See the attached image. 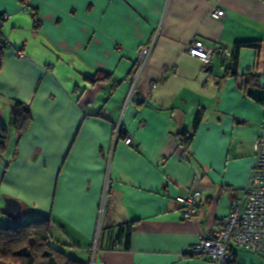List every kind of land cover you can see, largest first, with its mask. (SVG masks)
<instances>
[{
    "label": "crops",
    "instance_id": "0c3cea01",
    "mask_svg": "<svg viewBox=\"0 0 264 264\" xmlns=\"http://www.w3.org/2000/svg\"><path fill=\"white\" fill-rule=\"evenodd\" d=\"M0 15V123L14 137L11 151L8 138L0 150V227L47 218L61 250L89 264H213L190 249L242 195L253 143L264 136V103L241 87V75L253 73L264 89V0H30L27 12L21 0H0ZM154 37L123 108L137 51ZM196 40L206 63L188 50ZM242 41L260 47L242 49L238 78L221 79V51ZM14 101L31 111L22 133L10 125ZM197 112L186 158L178 134ZM109 164L102 249L92 261ZM187 189L201 198L183 220L175 198ZM7 205L15 219L3 214ZM129 221L130 250L107 249ZM231 255L227 264H264L250 251Z\"/></svg>",
    "mask_w": 264,
    "mask_h": 264
},
{
    "label": "built area",
    "instance_id": "2783aa9c",
    "mask_svg": "<svg viewBox=\"0 0 264 264\" xmlns=\"http://www.w3.org/2000/svg\"><path fill=\"white\" fill-rule=\"evenodd\" d=\"M22 1V11H29L30 0ZM211 16L220 19L223 16L218 7H213ZM7 16L3 15L2 19ZM155 37L150 43L140 47L137 51L135 67L131 78L124 106L126 108L132 101L137 90V85L147 67L153 51ZM189 52L203 62H208L210 53L205 49L203 42L193 41ZM224 56H229V50H224ZM120 131H117L119 135ZM132 139L127 134L124 142L129 145ZM255 162L251 170L248 185L243 189L242 195L231 202L230 210L214 224L207 233L199 236L197 243L190 249V253L197 258L207 259L213 264H227L231 258L233 248L253 252L264 257V136L253 143ZM165 159L159 162L164 163ZM110 164L106 170V178L100 204L98 208L97 227L94 242L90 247L91 260H95L98 241L103 221L106 216L109 199ZM201 193L197 190L187 189L176 196L175 201L179 205V214L183 220L192 218L200 204ZM115 250L118 246L115 245Z\"/></svg>",
    "mask_w": 264,
    "mask_h": 264
},
{
    "label": "trees",
    "instance_id": "16d2710c",
    "mask_svg": "<svg viewBox=\"0 0 264 264\" xmlns=\"http://www.w3.org/2000/svg\"><path fill=\"white\" fill-rule=\"evenodd\" d=\"M36 15L34 14V17ZM0 15V45L1 52L6 47V40L2 34V23L5 21ZM260 43L256 41H242L233 44L229 49V56L222 53V64L224 71L221 79L238 78V65L242 49H257ZM101 77L91 79L95 81ZM259 76L257 74L241 75V87L244 88L245 94L264 103V89L258 85ZM251 85L250 88L247 86ZM259 93V94H257ZM202 112H197L191 130H183L178 134V142L186 158H188L189 148L201 119ZM32 115L27 104L14 101L10 112V125L18 133L24 132L30 125ZM127 136L124 130H120L119 137L125 139ZM8 138L7 128L0 123V150L3 149L4 143ZM135 221H129L117 226L115 238L109 243L107 249L130 250L132 230ZM102 228L98 241L97 252L102 249ZM52 233V224L49 219L42 218L30 220L25 223H16L0 227V264H89V262H80L71 258L68 254L50 243ZM90 252V251H89ZM91 260V259H90ZM229 263V262H228Z\"/></svg>",
    "mask_w": 264,
    "mask_h": 264
},
{
    "label": "rangeland",
    "instance_id": "374dc122",
    "mask_svg": "<svg viewBox=\"0 0 264 264\" xmlns=\"http://www.w3.org/2000/svg\"><path fill=\"white\" fill-rule=\"evenodd\" d=\"M13 141H14L13 132L10 131L9 138L7 140V147H8V149H10V151L12 150V147H13V143H14ZM23 223H25V222H23ZM50 243L59 249H62L64 247L62 245L60 246L59 243L54 241L53 238L50 239Z\"/></svg>",
    "mask_w": 264,
    "mask_h": 264
},
{
    "label": "water",
    "instance_id": "95a60500",
    "mask_svg": "<svg viewBox=\"0 0 264 264\" xmlns=\"http://www.w3.org/2000/svg\"><path fill=\"white\" fill-rule=\"evenodd\" d=\"M1 45H0V60H1ZM10 208L12 209V206L10 205H7V207L3 210V214L6 215V216H9L10 218H14L9 212ZM18 211V210H17ZM17 214V213H16ZM15 214V215H16ZM15 219V218H14Z\"/></svg>",
    "mask_w": 264,
    "mask_h": 264
}]
</instances>
